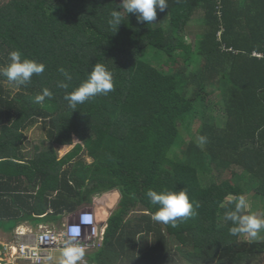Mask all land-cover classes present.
Segmentation results:
<instances>
[{
    "label": "trees",
    "instance_id": "1",
    "mask_svg": "<svg viewBox=\"0 0 264 264\" xmlns=\"http://www.w3.org/2000/svg\"><path fill=\"white\" fill-rule=\"evenodd\" d=\"M120 3L0 0V66L15 49L46 65L27 87L0 77V228L60 224L119 190L88 264H264V236H231L223 218L230 195L264 201V0H168L152 24L125 13L112 28ZM194 19L204 30L191 44ZM98 62L114 90L73 112L64 96ZM61 67L68 89L57 86ZM43 88L53 97L36 103ZM219 91L222 118L210 100ZM196 119L194 138L179 145ZM36 125L45 137L27 148ZM63 146L73 148L60 157ZM185 187L197 215L176 227L153 221L147 191Z\"/></svg>",
    "mask_w": 264,
    "mask_h": 264
},
{
    "label": "clouds",
    "instance_id": "2",
    "mask_svg": "<svg viewBox=\"0 0 264 264\" xmlns=\"http://www.w3.org/2000/svg\"><path fill=\"white\" fill-rule=\"evenodd\" d=\"M119 5L121 10L113 9L109 14L108 24L112 28H118L121 25L125 13L128 15L134 14L137 23H147L149 25L157 19L158 11L164 13L169 8L168 0H122ZM8 58L10 62L7 65L0 66V77L6 78V81L17 89L29 86L34 75L40 76L46 70L45 63L26 58L19 49L12 50ZM58 71L64 77V81L58 82L57 86L61 89H68L70 86L68 82L72 80L71 74L63 67L59 68ZM114 85L113 71L105 63L98 62L92 66L87 78L78 87L65 94L64 100L67 102V107L74 112L78 105H82L100 95L107 96L114 90ZM52 97L53 92L48 88H43L42 92L37 94L34 99L36 103L42 104L46 98L51 99ZM207 142L208 138L206 136L201 135L196 138V145L201 149L204 148ZM113 191L119 192V190ZM113 191L94 197L90 209L82 210H94L102 221L100 235L97 239L100 245L86 251V246L77 240L78 229L70 228L64 242L65 246L59 253V264H80L86 254L103 245L108 224L105 221L107 217L100 216V210L105 206L106 201L111 198ZM146 197L152 205L157 206V210L151 217L152 220L158 223L171 224L173 227H176L178 222H183L197 215V209L200 207V203L191 198L186 187L179 191L167 188L160 191L149 189ZM226 199L234 203V207L226 210L223 217L224 220L230 221L232 224L229 228L231 236L239 237L243 234L256 238L261 232H264V214L258 211H249L250 203L244 194L235 197L230 195ZM95 200H97L96 204ZM221 207H224V205L221 204ZM73 212L69 213V217L74 215ZM19 231L17 230V234Z\"/></svg>",
    "mask_w": 264,
    "mask_h": 264
},
{
    "label": "built area",
    "instance_id": "3",
    "mask_svg": "<svg viewBox=\"0 0 264 264\" xmlns=\"http://www.w3.org/2000/svg\"><path fill=\"white\" fill-rule=\"evenodd\" d=\"M101 223L98 214L94 210H88L76 212L72 217H68L59 230L40 227L37 234L19 231L14 242L3 245L7 255L0 257V264H14V260L18 259L31 264H56L55 254L65 246L70 228L78 229L77 240L86 246V251L96 248L100 245L97 239Z\"/></svg>",
    "mask_w": 264,
    "mask_h": 264
},
{
    "label": "rangeland",
    "instance_id": "4",
    "mask_svg": "<svg viewBox=\"0 0 264 264\" xmlns=\"http://www.w3.org/2000/svg\"><path fill=\"white\" fill-rule=\"evenodd\" d=\"M204 30V26H203V22L201 20H196L194 19L189 25H188V35H187V42L188 43H191V44H194L195 42V38L201 34ZM221 95V92L219 91L218 94H216L215 96H213L210 100L213 101V105L215 107H217V111L214 112L215 115L218 117H221L222 118V112H221V109H222V104H221V100H220V97H217V96H220ZM221 108V109H220ZM200 126V119H196L195 122H193V125L186 131V133H184V136L183 138L179 141V145L181 143H183L184 141L185 142H188L190 140H192L198 130ZM27 137H28V145H27V148H32V146L39 142L42 138L45 137V134H44V130L42 129L41 126L39 125H36L34 126L31 130H29L27 132ZM75 143L78 142V140H74ZM73 148V146H63V147H60L59 148V155L60 157L64 156L65 154H67L68 152L71 151V149ZM116 196V195H114ZM247 200L249 201L250 203V209L249 211H258L262 214H264V201L261 200V199H256L254 197V193L252 192H248L247 194H245ZM93 204H83L81 206H79L78 209L75 210V212H78V211H82V210H85V209H90V207L92 206ZM102 211H104L102 209ZM73 212V213H75ZM69 215H67L63 220L62 222L60 223L62 225V223H64L65 219L68 218ZM72 217V216H71ZM11 225L9 224L8 226L6 227H1L0 228V232H1V239L3 240H7V239H11V236L12 235H7L5 233H8L11 231ZM56 228H60V226H56ZM9 229V231L7 230ZM14 230V229H13ZM19 230V229H18ZM17 231V230H16ZM260 235L264 236V232H261ZM259 235V236H260ZM242 238H246V239H251V237L247 236V235H243L242 234ZM261 238V237H260Z\"/></svg>",
    "mask_w": 264,
    "mask_h": 264
},
{
    "label": "crops",
    "instance_id": "5",
    "mask_svg": "<svg viewBox=\"0 0 264 264\" xmlns=\"http://www.w3.org/2000/svg\"><path fill=\"white\" fill-rule=\"evenodd\" d=\"M118 192V191H117ZM116 194H118L117 195V199H116V201L115 202H113V200H114V195H116ZM120 198H121V194H120V192H118V193H116L115 191H113L112 192V194H111V198L110 199H108L107 201H106V203H105V206L103 207V208H101V210H100V212H101V214H100V216H104V218H106V223H108V220H109V218L111 217V215L113 214V212H114V210L118 207V204H119V201H120ZM102 209L104 210V211H102ZM102 213H103V215H102ZM107 214H108V216H107ZM69 215V214H68ZM67 216V215H66ZM65 216V217H66ZM64 217V218H65ZM63 218V219H64ZM62 222V221H61ZM56 226H60V228H62V226H63V223H62V225L61 224H39V225H37L36 227H34V226H32V225H30V224H28V223H25V224H22V225H20V226H17L13 231H10V232H8V233H5V234H9V235H12L11 236V239L9 240V239H7V240H3V239H1V246H0V257H5L7 254H5V251H4V247H3V245L4 244H7V243H12V242H14L15 240H16V237H17V231H16V229L18 228H20L19 230L20 231H23V232H26L27 234H37L39 231H40V227H46V228H50V229H56V230H59L60 228H56ZM17 229V230H18ZM0 236H1V232H0ZM55 263L56 264H59V262H56V260H55ZM14 264H31V263H29V262H27V261H24V260H21V259H18V260H14ZM80 264H88V261H87V257L85 256V258H84V260L83 261H81L80 262Z\"/></svg>",
    "mask_w": 264,
    "mask_h": 264
},
{
    "label": "water",
    "instance_id": "6",
    "mask_svg": "<svg viewBox=\"0 0 264 264\" xmlns=\"http://www.w3.org/2000/svg\"><path fill=\"white\" fill-rule=\"evenodd\" d=\"M59 253H60V252H57V253L55 254V256H56V259H55L56 262H59Z\"/></svg>",
    "mask_w": 264,
    "mask_h": 264
},
{
    "label": "bare ground",
    "instance_id": "7",
    "mask_svg": "<svg viewBox=\"0 0 264 264\" xmlns=\"http://www.w3.org/2000/svg\"><path fill=\"white\" fill-rule=\"evenodd\" d=\"M113 198H114L113 202H115V201H116V199H117V194H116V196H114Z\"/></svg>",
    "mask_w": 264,
    "mask_h": 264
}]
</instances>
